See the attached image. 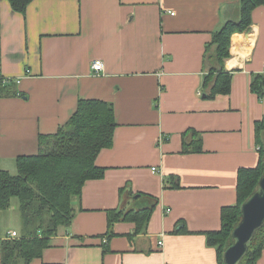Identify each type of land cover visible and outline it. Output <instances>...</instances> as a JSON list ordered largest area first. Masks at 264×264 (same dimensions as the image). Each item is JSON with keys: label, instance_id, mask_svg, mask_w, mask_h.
<instances>
[{"label": "crops", "instance_id": "crops-1", "mask_svg": "<svg viewBox=\"0 0 264 264\" xmlns=\"http://www.w3.org/2000/svg\"><path fill=\"white\" fill-rule=\"evenodd\" d=\"M239 12V0H33L21 15L1 1L0 75L20 82L0 89L1 169L15 175L16 159L38 154V137L55 134L80 100L112 104L117 125L95 159L103 177L85 182L70 226L29 264H218L205 233L236 204L238 170L257 166L254 123L264 117V95L251 90L253 78L264 89L263 6L231 36L229 94L203 97L205 47ZM187 131L200 152H182ZM124 187L157 200L143 233L108 227Z\"/></svg>", "mask_w": 264, "mask_h": 264}, {"label": "trees", "instance_id": "trees-1", "mask_svg": "<svg viewBox=\"0 0 264 264\" xmlns=\"http://www.w3.org/2000/svg\"><path fill=\"white\" fill-rule=\"evenodd\" d=\"M6 1L14 12L23 15L33 0ZM258 6L264 7V0H239V20L224 23L212 34L204 54L206 65L210 62L203 77L205 99L229 94L231 73L225 71L224 62L230 56L231 36L249 30L251 12ZM211 48H214L212 55ZM11 85L0 89H9ZM251 90L262 99L263 80L253 78ZM116 126L112 104L96 99L80 100L74 114L55 134L38 137V154L16 159L15 175L0 167V212L9 210L16 199L25 232L17 238L0 241V264H29L41 257L59 228L70 226L74 203L79 202L85 182L103 177L104 169L95 165V159L101 150L112 147ZM254 135L259 148L258 164L255 168L238 170L236 204L221 209L218 231L205 233L207 245L216 249L218 264H224L223 254L233 244L232 232L240 221L242 203L264 174V117L254 123ZM200 143L199 134L187 131L183 135L182 152H200ZM173 178L168 177V181ZM119 199L121 208L107 212L109 229L113 223L125 221L135 225L136 234L145 232L157 200L149 195L133 194L126 187L119 190ZM128 201L133 203V208L124 210L122 205ZM263 251L264 226L256 232L239 264H256Z\"/></svg>", "mask_w": 264, "mask_h": 264}, {"label": "water", "instance_id": "water-1", "mask_svg": "<svg viewBox=\"0 0 264 264\" xmlns=\"http://www.w3.org/2000/svg\"><path fill=\"white\" fill-rule=\"evenodd\" d=\"M264 226V174L257 188L242 203L240 221L232 232L233 244L224 252V264H239L256 232Z\"/></svg>", "mask_w": 264, "mask_h": 264}, {"label": "rangeland", "instance_id": "rangeland-1", "mask_svg": "<svg viewBox=\"0 0 264 264\" xmlns=\"http://www.w3.org/2000/svg\"><path fill=\"white\" fill-rule=\"evenodd\" d=\"M213 52L214 48H211L209 54L212 55ZM209 66L210 62L207 63V69L209 68ZM11 229H14V231L17 232L18 236L25 233L23 230V223L18 210V202L16 199H13L12 207L9 210L0 212V235L5 234Z\"/></svg>", "mask_w": 264, "mask_h": 264}, {"label": "built area", "instance_id": "built-area-1", "mask_svg": "<svg viewBox=\"0 0 264 264\" xmlns=\"http://www.w3.org/2000/svg\"><path fill=\"white\" fill-rule=\"evenodd\" d=\"M92 69L95 72H100L103 69V63L100 60H95L92 63ZM9 82H14L15 84H19V79H14V80H10V79H5L0 75V85H6ZM152 171H155L154 168H152ZM18 234L16 231H9L7 232L6 236L4 239H14L17 238ZM162 244V242H159L158 245L160 246Z\"/></svg>", "mask_w": 264, "mask_h": 264}]
</instances>
